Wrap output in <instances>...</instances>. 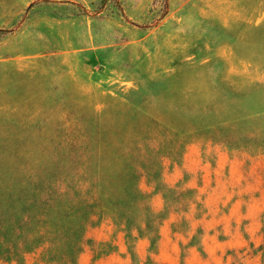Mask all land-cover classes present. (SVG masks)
Returning <instances> with one entry per match:
<instances>
[{
  "label": "rangeland",
  "instance_id": "1",
  "mask_svg": "<svg viewBox=\"0 0 264 264\" xmlns=\"http://www.w3.org/2000/svg\"><path fill=\"white\" fill-rule=\"evenodd\" d=\"M0 264H264V0H0Z\"/></svg>",
  "mask_w": 264,
  "mask_h": 264
}]
</instances>
